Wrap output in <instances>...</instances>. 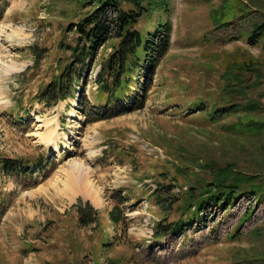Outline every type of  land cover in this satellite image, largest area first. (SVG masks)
Masks as SVG:
<instances>
[{
  "label": "rangeland",
  "instance_id": "rangeland-1",
  "mask_svg": "<svg viewBox=\"0 0 264 264\" xmlns=\"http://www.w3.org/2000/svg\"><path fill=\"white\" fill-rule=\"evenodd\" d=\"M93 1L0 0V264H264V34L250 39L264 0H147L135 28L170 23L169 48L152 80L146 63L132 72L129 110L105 119L96 76L119 38L74 65L69 29ZM53 80L69 90L47 106ZM228 164L256 179L198 210ZM83 167L96 202L57 191ZM79 202L96 223H80Z\"/></svg>",
  "mask_w": 264,
  "mask_h": 264
},
{
  "label": "trees",
  "instance_id": "trees-1",
  "mask_svg": "<svg viewBox=\"0 0 264 264\" xmlns=\"http://www.w3.org/2000/svg\"><path fill=\"white\" fill-rule=\"evenodd\" d=\"M146 1L95 0L93 2L97 3V7L93 11L88 12L80 22L69 27V29H75L78 34L77 46L72 47L75 58L73 61L74 65L77 63H86V60L96 52V49L101 44L113 37L119 38L115 51L101 66L96 76L99 89L107 94L113 106L108 108L103 115H99L96 118L105 119L128 111L129 109L122 111L121 108L125 107L124 87L128 86L132 72L135 69L137 70L138 67H144L143 64L146 63L151 67L148 77L152 80L151 75L155 70V61L162 57L169 48L170 23H160L156 28V32H149L145 35L135 28L139 20L138 18L145 11H148V6L144 4ZM124 2L129 3L132 8L129 10L124 9ZM259 34H264V22L258 24L253 29L250 39L256 38ZM39 56L41 57L42 54ZM68 72L73 77L76 71L70 66L66 74ZM67 90H69V87L66 82L63 83L61 80H53L39 93L38 99L47 106H52L67 97L65 94L68 92ZM134 107L132 106L131 108L133 109ZM256 127L264 129V123L260 122ZM2 165L7 171L11 172L24 170L26 167L20 159H8ZM233 167L231 164L224 167L218 165L213 167L216 178L214 183L211 184H215V188L219 192L214 193L210 188L204 189L203 194L205 192L210 195L195 204L198 210L202 211L204 208H207L210 205L209 200L216 201V205H218L221 202L227 201L229 198L232 199L236 196L238 189L243 186V183H250L256 179L254 177L256 175L250 176L240 171L233 173ZM244 179L246 181H243ZM258 188L259 186L253 187L250 192H257L259 190ZM231 203L229 202V204ZM75 207L79 213V220L82 225L97 222L98 211L92 204L87 203L86 207H84L83 203L79 202ZM185 223V221L177 222V225L172 230H180ZM162 229L163 231H167L168 226L166 225ZM157 234L159 235L161 232H157Z\"/></svg>",
  "mask_w": 264,
  "mask_h": 264
},
{
  "label": "bare ground",
  "instance_id": "bare-ground-1",
  "mask_svg": "<svg viewBox=\"0 0 264 264\" xmlns=\"http://www.w3.org/2000/svg\"><path fill=\"white\" fill-rule=\"evenodd\" d=\"M92 171H89L88 168H82L78 173H73L67 179L61 180L62 183L57 188L58 192L71 193V196L75 197L79 194H84L87 197L92 198L96 202L98 198V188L95 180L91 175ZM68 174V173H67Z\"/></svg>",
  "mask_w": 264,
  "mask_h": 264
}]
</instances>
